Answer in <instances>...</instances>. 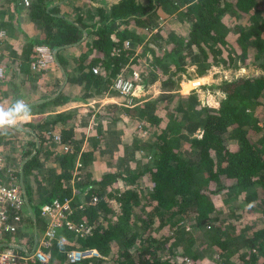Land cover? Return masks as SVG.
<instances>
[{
    "label": "trees",
    "instance_id": "16d2710c",
    "mask_svg": "<svg viewBox=\"0 0 264 264\" xmlns=\"http://www.w3.org/2000/svg\"><path fill=\"white\" fill-rule=\"evenodd\" d=\"M68 1L29 0L28 14L37 30L34 37H25L20 64L34 68L37 45L57 48L58 61L73 65V72L66 71V85L76 83L83 93L71 94L64 87L30 107L43 112L68 100L112 94L117 74L129 77L142 63L154 65L162 88L155 97L133 105L91 106L95 119L139 116L137 123L148 134L145 153L135 143L107 148L99 125L89 135L91 146H83L78 126L87 124L88 118L77 117L75 108L49 112L35 124L24 123L32 128L28 135L34 149L54 139L56 146L68 145L49 149V166L41 171L49 194L36 205L30 202L37 224L45 223L38 216L40 203L72 196V219L84 220L90 227L82 236L62 228L65 237L61 233L60 241L52 243V258L61 259V250L70 247L93 246L117 263L174 264L188 257L202 264L206 259L196 252L184 229L190 220L193 229L201 228L212 239L208 246L220 264H264V219L260 220L264 214V73L212 84L222 93L215 109L194 101V93L178 90V72L186 70L182 57L195 65L197 74L222 59L264 67V0H116L108 7L97 5L96 12L88 6L77 16L71 14L75 5ZM85 2L81 0L80 8ZM156 9L168 19L152 39L130 28L129 24H140L146 13ZM71 45H78L77 49L66 57L62 51ZM55 135L58 139H53ZM108 149L112 152L102 156ZM29 154L26 149L15 169L18 176L22 173L27 196L28 175L39 172L44 162ZM97 159L102 171L94 173ZM83 169L85 174L75 185L73 177ZM93 197L94 203L78 206ZM221 209L256 215L242 240L231 235L227 214ZM164 223L184 230L173 237L158 234Z\"/></svg>",
    "mask_w": 264,
    "mask_h": 264
},
{
    "label": "rangeland",
    "instance_id": "374dc122",
    "mask_svg": "<svg viewBox=\"0 0 264 264\" xmlns=\"http://www.w3.org/2000/svg\"><path fill=\"white\" fill-rule=\"evenodd\" d=\"M114 0H109V2H113ZM19 3L24 2L22 0L18 1ZM108 2V0H106ZM29 3V0H28ZM99 3H102V1H99ZM27 6L28 4H24ZM107 7V6H106ZM4 14V13H3ZM0 15V22L1 21H8L6 24H1L0 27V79L2 78V81L7 79L6 85H1L0 81V107L4 109H8L11 107L17 100H22L24 103L31 106L32 101H37L41 98H45L49 95H51L53 92H56L62 88L65 87L66 91L72 93H79L78 95H81L83 91H80V86L76 83H70L69 85H66V79L65 75H67L70 72H73L72 70V63H65L61 64L56 56L57 48H52L49 46H46L44 44H40V46H45L44 50L39 51L38 50V57L37 59H40L41 62L34 61L36 64L33 66L34 68H31V72L26 73V79L24 80L22 76L15 75L14 79L10 78L9 75L4 73V69L7 68L9 73L13 71V67H16L17 63L21 62V52L22 48L20 45L22 44V38L19 36H16L14 32H7L4 27L14 28L15 23H13V18H11L10 14H7L4 16ZM3 16V18H2ZM12 16L14 17L15 14L13 13ZM10 17V18H9ZM36 25V24H35ZM145 29L151 28L149 25L146 26L143 25ZM37 30V26H36ZM238 31V29H234V32ZM234 34V33H232ZM148 38V37H147ZM38 47V46H37ZM36 47V48H37ZM140 48L141 45H138ZM77 48H65L62 53L67 57L69 54L72 53V51H76ZM85 49V48H84ZM82 50V49H81ZM72 55V54H71ZM184 61V59H183ZM189 59L186 58V60L183 62V65L188 70L186 71H179V80H182L185 77V83L183 88L182 85H178V90L182 94H189L194 93L196 95V98L194 101L201 103H207L210 105L211 108H216L219 100L222 97V93L216 88L213 87L212 84L219 83L224 78H232L236 76H249V75H260L264 73V67L261 66H254V65H243L240 60H236L234 62H229L228 60H219L218 63L213 64L209 67L210 70L213 71L214 80H210L211 78L205 80V82H199V83H192L193 80L190 82H187L191 77L190 74L194 72L195 65L190 64L188 65ZM143 65H140L136 67L135 69L139 72L140 76L139 79L135 83V87L133 89V92L131 93H120L117 88L114 86V80H113V88L114 92L112 94H109V98L102 96V94L98 95L97 93L86 96V99L83 101L80 100H72L70 101V106L65 107L64 109L69 108H75L78 110V113L76 114L77 117L82 114L85 117L81 119H87L88 123L83 124L81 123L78 127L81 132V136H83V142L82 145L85 147H89L92 144V140L89 139V135L91 132L95 131L96 126H101V137L103 141L106 142V147L110 148V146H114L120 143H124L125 145H132L133 143L136 144V147H138V151L140 153H145L149 148L147 146V130L139 127L137 121H140L139 116H134V120H130L127 114H124V117L122 119H118L116 121L111 120V118L105 116L99 119H95L93 115L91 114V106L95 107L96 105H100L102 102L105 104L107 103H119L122 105H133V103H139L141 101H144L146 99H149L151 97H155L161 92V86L159 87V77L157 76L158 73L154 72V65L151 66L149 63H142ZM148 64V65H147ZM191 67L190 69L187 66ZM194 66V68H192ZM21 67L24 68L20 64ZM208 69V70H209ZM207 70V71H208ZM205 71V72H207ZM203 72V73H205ZM186 74V75H185ZM194 74V73H193ZM202 74V73H201ZM4 75V77H3ZM125 75V74H124ZM185 75V76H184ZM126 76V75H125ZM21 79L23 80V86ZM184 82V81H183ZM189 83V84H188ZM17 86L13 88V86ZM12 94H18L20 96L19 98L15 99L12 97ZM12 97V98H11ZM69 102V101H67ZM87 102H90L88 104ZM66 103L63 105H58L54 107H50L52 110H45L43 112H38L37 109L31 108V111L28 116H18L16 118V121L11 126H5L4 128H0V153H2L4 161L6 164L11 165L14 169H16V165L20 166L21 164V156L22 154L28 149L30 151V154H36L38 157V160L44 161L41 163L42 165L38 166L39 172L32 173L31 175H28L27 178V184L29 186V202H31L33 205H36V203L41 202L49 193L48 187L49 184L47 180L44 177V174L41 171H44V169H47V166H49L50 163V155H49V149H57V148H64V146L59 147L57 145V141L54 139L51 142H45L39 149H34V144L32 143V137L28 134L30 133L31 129L29 125H25L24 123H27L29 121L32 124L38 123L41 118L45 117L49 112L54 111H60L64 110L62 107H64ZM119 112L118 110H116ZM137 115V114H136ZM94 118V119H93ZM79 121V120H78ZM28 122V123H29ZM38 126V125H37ZM36 126V127H37ZM43 127H46L47 125L45 123H42ZM15 127H17L15 129ZM93 136H96V134H92ZM86 138V140H85ZM53 143V144H52ZM56 144V145H55ZM65 149V148H64ZM111 149V148H110ZM106 151L111 150H104L101 152L102 156L106 155ZM113 157H116V153H113ZM118 160V159H117ZM20 164V165H19ZM52 164V162H51ZM95 164L92 167V171L94 173H99L101 169V165L99 160H95L93 162ZM85 174V170H81L79 175H76L73 177L72 182L76 185L79 184L81 181V177H83ZM24 186V183H21ZM119 186H123V181L121 179H118ZM77 187V186H76ZM25 188V187H24ZM25 190V189H24ZM26 193V191H25ZM27 195V194H26ZM41 204V203H40ZM40 206V205H39ZM32 209V208H31ZM224 210V211H223ZM239 210V209H238ZM231 211L226 212L225 209H221L220 213H226L228 217V221L226 222L227 227L230 229L229 231L232 232L231 235L233 237H238V241L242 240V237L250 232V225L252 223V220H255L256 215L247 213L245 210L243 212L241 211ZM262 220V218L260 219ZM258 221V219H256ZM192 221H188L184 225V229L186 232H188L189 237H191L193 244L195 245V250L198 252L199 256L203 257L205 260L201 261L202 264H220V259H216V255L213 258V251L209 248L208 244L212 239L207 238L206 232L204 233L203 230L200 229H193V225H191ZM29 227L27 228V231L21 233L22 235L26 236L27 239H31L33 237V231L34 228L33 224H31V220L29 222ZM166 225L165 228L163 226L158 230V234L165 233L169 236L173 237V233L175 234H181L182 230H184L182 227L175 226L176 229H174L173 226H169L167 223H164ZM163 231V232H162ZM227 235V234H226ZM229 235V234H228ZM179 241H181V236L178 237ZM182 243V242H181ZM183 245V243H182ZM186 246V244H184ZM216 259V260H215ZM207 262V263H205Z\"/></svg>",
    "mask_w": 264,
    "mask_h": 264
},
{
    "label": "built area",
    "instance_id": "2783aa9c",
    "mask_svg": "<svg viewBox=\"0 0 264 264\" xmlns=\"http://www.w3.org/2000/svg\"><path fill=\"white\" fill-rule=\"evenodd\" d=\"M28 4V0H22ZM125 43L131 45V41ZM45 46H38L39 51ZM38 62H41L39 59ZM96 71V68H94ZM140 72L132 71L131 76L123 73L117 74L114 86L120 93L133 92ZM58 139V136L55 135ZM68 148V145H63ZM96 197L90 198L83 203H94ZM72 196L59 199L57 197L45 201L39 206L38 216L44 219V224H39L30 206L23 185L18 179L15 169L5 163L0 153V264H127L126 262L111 261L108 256L103 255L96 247L81 246L70 247L62 251V258H52L51 245L60 241L58 230L65 228L75 234L84 235L90 231V227L84 220L72 219L73 212ZM30 219L33 220V237L27 239L21 233L27 231ZM264 219V214H262ZM73 233V234H74ZM62 238V237H61ZM174 264H194L188 257L176 261Z\"/></svg>",
    "mask_w": 264,
    "mask_h": 264
},
{
    "label": "crops",
    "instance_id": "0c3cea01",
    "mask_svg": "<svg viewBox=\"0 0 264 264\" xmlns=\"http://www.w3.org/2000/svg\"><path fill=\"white\" fill-rule=\"evenodd\" d=\"M18 1L19 0H0V15H2L3 13L5 15L10 14L11 18H13V23H15V26H14V28L4 27V29H6V31L10 32V33L14 32L16 34V36H19L20 38H22V41L24 42L25 41V37H34L35 36L36 25H35V22H33L30 19V17H29L27 6H25L22 2L19 3ZM55 1L59 2V1H62V0H55ZM66 1H68V0H66ZM99 1H102V3H99ZM114 1H116V0H114ZM70 2L75 5L74 7H70L71 14L75 15V16H77L79 13H81V14L84 13L88 6L92 9L93 12H96L97 5L103 4L104 6H107V7L110 5L109 0H108V2H106V0H88V2H85V5L80 8L79 3L81 2V0H70ZM13 13L15 14L14 17L12 16ZM4 14H3V16H4ZM3 16H2V18H3ZM167 19L168 18L166 16V13H164V11H162L161 9H156L155 12L146 13L143 16L140 24H133L132 23V24H129V26L133 30H137V31L142 30L146 37H148L149 39H152L153 35H157L158 34L159 26L163 25V23H167ZM89 21H91V20H89ZM7 22L9 23V19L6 22L1 21L0 22V27H3V26H1V24H6ZM145 24H146V26L149 25L151 28L145 29L144 26H143ZM124 26H125V24L122 23V27H124ZM23 42L20 45V47L23 45ZM133 44L135 45V43H133ZM131 45H132V43H131ZM37 46H40V45H37ZM77 46L78 45H71L69 47L70 48H73V47L76 48ZM139 49L140 48L138 46H136V51L139 50ZM73 53H74V51H72V53L71 52L68 53L69 54L68 56H71V54H73ZM183 59L185 61L186 57H182L181 58L182 64L184 62ZM38 60L39 59H37V62H38ZM190 64H191L190 61H188V65H190ZM152 65L153 64H151V66ZM19 66H20V64L18 62L16 67H13V71L11 73H9L7 68L4 69V73L9 75V77L12 78V79H14L15 75H18V76H22L23 79L25 80L26 79L25 74L32 71L31 67H30V65L28 63L24 66V68L21 67V69H20ZM187 67L189 69L191 68L189 66H187ZM192 68H194V66ZM184 71L187 72L188 70L186 69ZM140 73H142V72H140ZM193 73L190 74L191 78L187 82H190L191 80H193L192 83L205 82V80H207L209 78H211L210 80H214L213 71L210 70V69L207 72L202 73V74H197L195 70H194ZM178 76H180L179 73H178ZM3 77H4V75H3ZM184 79H185V77L182 80H179V84L182 85V88L184 86L183 83H185V80H186V79L185 80ZM0 81H1V85H6V83L8 82L7 79L2 81V78L0 79ZM21 82H22V86H23V80L22 79H21ZM7 85H8V83H7ZM160 86H161V82L159 80V87ZM15 87H17V86L14 85L13 88H15ZM14 95H15V99L20 97V96H18V94H14ZM14 95L12 94V97H14ZM102 96L108 97L109 94H104ZM72 100H74V99H72ZM72 100H68L69 102L66 101L65 102L66 105L64 107H62V109H64L65 107L70 106V104H71L70 101H72ZM33 102L34 101H32V103ZM65 103H63V105ZM87 103L90 104V102H87ZM104 104L105 103L102 102L100 105H98V108L100 106L104 105ZM19 169L21 170V167H19ZM18 179H19V181L21 183H23L22 173L21 174L19 173ZM40 225L37 224L38 230L40 229ZM65 232L66 231H64L63 229H60V230H58L57 234L61 235V233H62V235L64 236ZM62 235H61V237H62Z\"/></svg>",
    "mask_w": 264,
    "mask_h": 264
},
{
    "label": "clouds",
    "instance_id": "9594fccd",
    "mask_svg": "<svg viewBox=\"0 0 264 264\" xmlns=\"http://www.w3.org/2000/svg\"><path fill=\"white\" fill-rule=\"evenodd\" d=\"M31 111L30 105L17 100L11 107L4 109L0 107V128L11 126L18 116H28Z\"/></svg>",
    "mask_w": 264,
    "mask_h": 264
}]
</instances>
